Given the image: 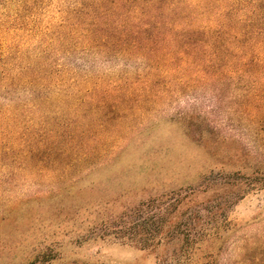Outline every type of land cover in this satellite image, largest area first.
<instances>
[{
	"label": "rangeland",
	"instance_id": "374dc122",
	"mask_svg": "<svg viewBox=\"0 0 264 264\" xmlns=\"http://www.w3.org/2000/svg\"><path fill=\"white\" fill-rule=\"evenodd\" d=\"M7 1L0 26L18 11ZM28 2L30 28L51 39L71 0ZM19 23L0 29L5 58L38 53L42 33ZM53 59L68 85L53 92L50 142L69 152L54 149L50 168L0 161V264H264L263 84L238 78L217 93L162 76L148 88L140 61L72 50ZM67 134L86 160L55 166L78 153Z\"/></svg>",
	"mask_w": 264,
	"mask_h": 264
},
{
	"label": "trees",
	"instance_id": "16d2710c",
	"mask_svg": "<svg viewBox=\"0 0 264 264\" xmlns=\"http://www.w3.org/2000/svg\"><path fill=\"white\" fill-rule=\"evenodd\" d=\"M8 1L18 3V11L0 29L22 22L28 33L40 30L30 28L28 0ZM61 13L51 39L39 31L34 57L24 59L21 50L8 58L0 54V98L6 103L0 105V161L6 160L2 165L50 168L54 149L68 154L69 149L50 142V134L58 133L50 129L56 115L50 107L53 92L62 95L68 85V70L53 56L71 50L145 63L141 84L148 88L162 76L183 86L192 81L212 85L217 93L226 81L233 85L238 78H245L241 86L247 89L264 86L257 79L264 78V0H71ZM65 135L61 131L57 136ZM68 135L78 153L65 161L54 158L55 166L70 168L86 160L77 137Z\"/></svg>",
	"mask_w": 264,
	"mask_h": 264
}]
</instances>
